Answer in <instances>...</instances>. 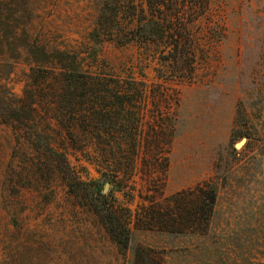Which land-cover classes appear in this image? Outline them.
Returning <instances> with one entry per match:
<instances>
[{"label": "rangeland", "instance_id": "rangeland-1", "mask_svg": "<svg viewBox=\"0 0 264 264\" xmlns=\"http://www.w3.org/2000/svg\"><path fill=\"white\" fill-rule=\"evenodd\" d=\"M98 11V0H0V264H137L95 210L96 166L70 148L64 160L47 110L20 106L33 101L32 47L81 48ZM194 25L198 62L191 79H157L155 60L142 58L152 45L101 43L99 64L169 88L166 100L145 102V120L166 123L158 169L149 173L154 182L146 183L142 167L134 182L109 184L106 200L117 212L137 215L154 191L162 201L217 181L206 234L190 232L194 197L184 194L177 213L182 233L133 228L134 241L165 264H264V0H209ZM234 130L248 135L240 147L244 137L232 139Z\"/></svg>", "mask_w": 264, "mask_h": 264}, {"label": "trees", "instance_id": "trees-1", "mask_svg": "<svg viewBox=\"0 0 264 264\" xmlns=\"http://www.w3.org/2000/svg\"><path fill=\"white\" fill-rule=\"evenodd\" d=\"M98 2L96 23L88 33L87 44L79 49L32 47L28 61L31 63L29 88L33 91L30 92L33 101L28 104L25 100L20 106L47 110V126L57 130L64 143V152H60L64 160L68 161L70 148L96 166L100 177L93 181L90 197L109 236L119 245L130 248L137 264H165L161 259L155 261L150 249L134 241L132 229L182 233L183 223L178 220L177 213H180L181 196L189 194L194 197L190 206V232L206 234L218 183L202 181L193 189L177 192L162 201L156 199L159 191H154L147 194L148 205L137 215H132L129 209L122 214L108 204L105 193L99 188L102 181L115 186L120 182H134L136 173L143 167L148 172L146 183L154 182L155 177L149 173L158 169L156 160L161 140L166 136V123L160 118L145 120V102L147 99L166 100L169 88L161 82L147 85L131 74L122 75L107 69L99 64L98 51L106 40L121 44L135 42L145 50L152 45V53L143 52L142 58L151 56L155 60L153 69L157 79L163 82L174 77L191 79L198 62V37L192 29L196 18L207 10L209 0ZM43 91H46L44 99H36V92ZM231 137L248 138V135L234 130Z\"/></svg>", "mask_w": 264, "mask_h": 264}, {"label": "water", "instance_id": "water-1", "mask_svg": "<svg viewBox=\"0 0 264 264\" xmlns=\"http://www.w3.org/2000/svg\"><path fill=\"white\" fill-rule=\"evenodd\" d=\"M244 140H245V138H242L238 143L235 144V146L240 147V145L243 143ZM108 186H109V182H106L104 185V188L102 190L103 193L107 192Z\"/></svg>", "mask_w": 264, "mask_h": 264}]
</instances>
